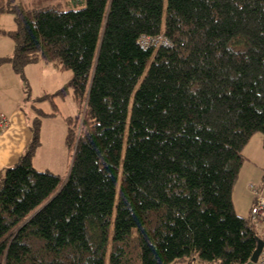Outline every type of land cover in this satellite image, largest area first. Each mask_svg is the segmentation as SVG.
Here are the masks:
<instances>
[{"label":"trees","instance_id":"trees-1","mask_svg":"<svg viewBox=\"0 0 264 264\" xmlns=\"http://www.w3.org/2000/svg\"><path fill=\"white\" fill-rule=\"evenodd\" d=\"M40 2L0 0L15 24L0 63L71 72L38 100L71 97V162L66 179L33 167L56 115L36 108L0 175V264H248L264 235L232 192L256 133L264 148V0Z\"/></svg>","mask_w":264,"mask_h":264},{"label":"crops","instance_id":"crops-1","mask_svg":"<svg viewBox=\"0 0 264 264\" xmlns=\"http://www.w3.org/2000/svg\"><path fill=\"white\" fill-rule=\"evenodd\" d=\"M9 39L7 35L0 36V60L11 58L14 53V43ZM50 70L58 69L50 68L43 63H36L26 66L23 74H18L10 63H0V114L7 119L6 127L0 130V175L4 169L14 166L27 149L32 138L29 124L37 117L35 109L39 108L38 100L46 94L51 95L61 89L60 86L43 85L47 80L46 73ZM42 126L41 124L40 132H42ZM257 139L262 153L259 157L246 158L232 192L235 212L243 218L250 216V210L256 199L251 186L258 190L264 198L263 138L260 136ZM33 167H35L34 163Z\"/></svg>","mask_w":264,"mask_h":264},{"label":"rangeland","instance_id":"rangeland-1","mask_svg":"<svg viewBox=\"0 0 264 264\" xmlns=\"http://www.w3.org/2000/svg\"><path fill=\"white\" fill-rule=\"evenodd\" d=\"M20 1L26 5H29L32 1L36 0H15ZM3 4L8 3V0H1ZM81 3V4H79ZM84 0H41L39 7L59 6L62 11L78 10L83 6ZM81 5V6H80ZM0 29L5 32H10L15 29V24L12 15L3 14L0 17ZM8 36V35H7ZM10 38V37H8ZM10 40V39H9ZM12 42V41H11ZM42 64V63H40ZM53 68L52 65H46ZM47 80L44 86L50 87V85L65 86L71 79L72 74L70 71H49L46 73ZM39 108L47 113H54V117H42L41 124L42 132H40V140L42 147L38 149L33 157L32 164H35V169L38 171L49 170L52 173L59 175L61 178H65L68 174L71 153L65 145V137L67 133V125L65 119L68 117H74L76 115V107L69 95L61 98L54 97L52 100H45L38 103ZM255 136V137H254ZM250 141V144L243 151L244 157L250 158V156L259 157L262 153L261 146L258 147V137L261 133H256ZM260 145V143H259ZM256 160V159H255ZM251 163H253L251 161ZM259 192V191H258ZM260 194V192H259ZM261 195V194H260ZM256 197V196H255ZM262 197V196H261ZM257 199V197H256ZM255 199V200H256ZM259 234H264V223H261L258 227ZM189 260L179 261L176 264H188ZM107 264V259H106Z\"/></svg>","mask_w":264,"mask_h":264},{"label":"built area","instance_id":"built-area-1","mask_svg":"<svg viewBox=\"0 0 264 264\" xmlns=\"http://www.w3.org/2000/svg\"><path fill=\"white\" fill-rule=\"evenodd\" d=\"M140 42H141V46L145 49L151 46H156V45L167 46L169 44L168 41L162 36H158L153 39L142 38ZM6 125H7L6 117L0 114V130L5 128ZM251 188L253 189V192L255 196L257 197V199L255 200L250 210V219H251L252 226L257 230L259 225L261 223H264V198L261 197L258 190L254 189L253 186H251ZM188 264H205V263L199 261L198 259L192 258V259H189ZM256 264H264V240H263V247L258 256V260Z\"/></svg>","mask_w":264,"mask_h":264},{"label":"water","instance_id":"water-1","mask_svg":"<svg viewBox=\"0 0 264 264\" xmlns=\"http://www.w3.org/2000/svg\"><path fill=\"white\" fill-rule=\"evenodd\" d=\"M263 247V240L262 239H257V247L256 250L254 251L250 261L248 264H256L257 260H258V256L262 250Z\"/></svg>","mask_w":264,"mask_h":264}]
</instances>
